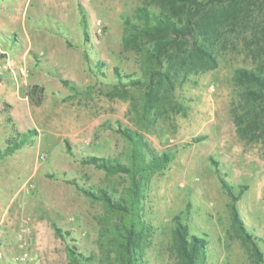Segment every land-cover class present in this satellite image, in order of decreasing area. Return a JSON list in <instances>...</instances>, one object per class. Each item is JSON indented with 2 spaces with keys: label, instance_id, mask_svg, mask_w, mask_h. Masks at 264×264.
<instances>
[{
  "label": "rangeland",
  "instance_id": "374dc122",
  "mask_svg": "<svg viewBox=\"0 0 264 264\" xmlns=\"http://www.w3.org/2000/svg\"><path fill=\"white\" fill-rule=\"evenodd\" d=\"M242 2L237 23L218 25L215 67L175 82L172 99L180 108L167 105L166 113L141 119L132 106L141 113L154 69L141 50L152 44L144 39L140 51L126 46L125 22H139L138 8L167 9L165 0H0V31L30 48L27 87H44L41 105L20 91L0 115V149L34 134L0 160V264H71L73 246L89 264L104 259L98 243L104 207L66 181L116 197L125 192L128 176L80 162L96 156L126 163L129 146L118 128L140 132L156 153L173 156L143 192L141 214L152 231L144 264H176L177 215L190 235L206 240L203 264H249L220 178L235 193L245 188L236 207L264 260V112L257 138L241 137L234 115L246 108L233 81L236 68L264 64V0ZM12 41L1 34V49H14ZM130 79L143 85H126ZM52 224L68 234L58 238Z\"/></svg>",
  "mask_w": 264,
  "mask_h": 264
},
{
  "label": "trees",
  "instance_id": "16d2710c",
  "mask_svg": "<svg viewBox=\"0 0 264 264\" xmlns=\"http://www.w3.org/2000/svg\"><path fill=\"white\" fill-rule=\"evenodd\" d=\"M168 8L150 11L138 8L137 19L133 23L126 20L128 31L124 42L126 46L138 49L146 41L152 44L143 51L154 65L148 75L145 98L140 106L141 113L133 105L136 115L149 117L166 113V106L172 109L180 108L173 101L174 84L182 74L191 71H201L215 67L213 42L221 30L218 27L224 20L237 23L243 12L242 0H165ZM242 19V18H241ZM218 27V28H217ZM261 27H264L262 25ZM264 29V28H263ZM264 31V30H263ZM200 36V42L194 36ZM145 41V42H146ZM166 63V65L164 64ZM264 64L257 69L236 68L233 71V81L240 86L239 98L246 108L244 115H234L237 133L248 140H255L258 121L264 112ZM158 67V69H157ZM126 85L142 86L143 82L130 79ZM44 87L31 85L27 87L26 96L36 106L43 101ZM243 119L247 122L242 124ZM153 122L152 120H149ZM117 132L127 141L129 150L126 154L127 162L118 158H104L87 156L80 160L82 164L93 165L103 170L107 175H126L130 185L118 197L104 189H85L73 181H66L76 186L92 201H99L104 207L100 217L99 247L102 254L99 264H144L145 249L151 237V226L141 214V200L144 189L151 177L165 169L172 160V154L156 153L144 135L136 130L118 128ZM33 132L20 134L0 149V160L21 148L31 137ZM67 151L70 152L68 146ZM71 153V152H70ZM222 189L229 197L228 209L234 230L248 248L249 264H264L263 254L251 234L244 227L236 203L244 191L238 192L224 179L220 178ZM173 249L176 252V264H203L206 240L201 236L190 235L188 226L180 221V216L174 219ZM55 235L64 238L68 234L55 224H52ZM75 247L67 248V256L71 264H83L91 258L84 259L76 253ZM83 258V259H82ZM103 261V262H102Z\"/></svg>",
  "mask_w": 264,
  "mask_h": 264
},
{
  "label": "crops",
  "instance_id": "0c3cea01",
  "mask_svg": "<svg viewBox=\"0 0 264 264\" xmlns=\"http://www.w3.org/2000/svg\"><path fill=\"white\" fill-rule=\"evenodd\" d=\"M1 34L7 36L8 40L13 38L14 49H1L0 45V115L4 109V101L18 99L20 91L23 92V99H26L27 68L31 62L29 47L24 43L20 44L14 33L5 34L0 31Z\"/></svg>",
  "mask_w": 264,
  "mask_h": 264
}]
</instances>
